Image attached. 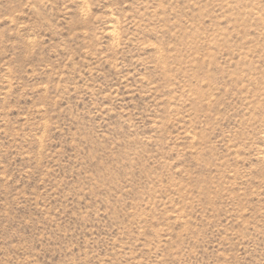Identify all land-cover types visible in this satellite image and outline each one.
<instances>
[{"label": "rangeland", "instance_id": "1", "mask_svg": "<svg viewBox=\"0 0 264 264\" xmlns=\"http://www.w3.org/2000/svg\"><path fill=\"white\" fill-rule=\"evenodd\" d=\"M0 264H264V0H0Z\"/></svg>", "mask_w": 264, "mask_h": 264}]
</instances>
